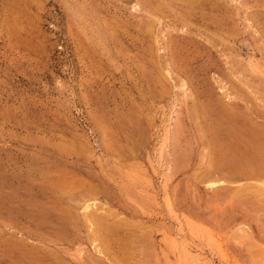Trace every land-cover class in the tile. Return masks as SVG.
I'll return each mask as SVG.
<instances>
[{"label": "rangeland", "instance_id": "obj_1", "mask_svg": "<svg viewBox=\"0 0 264 264\" xmlns=\"http://www.w3.org/2000/svg\"><path fill=\"white\" fill-rule=\"evenodd\" d=\"M0 264H264V0H0Z\"/></svg>", "mask_w": 264, "mask_h": 264}, {"label": "bare ground", "instance_id": "obj_2", "mask_svg": "<svg viewBox=\"0 0 264 264\" xmlns=\"http://www.w3.org/2000/svg\"><path fill=\"white\" fill-rule=\"evenodd\" d=\"M216 183V182H215ZM212 185H214V183L212 184ZM88 209V208H87Z\"/></svg>", "mask_w": 264, "mask_h": 264}]
</instances>
